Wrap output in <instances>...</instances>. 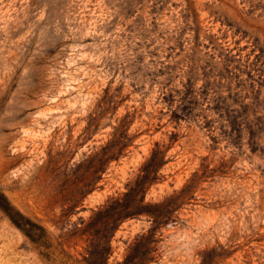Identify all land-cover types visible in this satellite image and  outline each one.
<instances>
[{
  "label": "rangeland",
  "instance_id": "obj_1",
  "mask_svg": "<svg viewBox=\"0 0 264 264\" xmlns=\"http://www.w3.org/2000/svg\"><path fill=\"white\" fill-rule=\"evenodd\" d=\"M0 264H264V0H0Z\"/></svg>",
  "mask_w": 264,
  "mask_h": 264
},
{
  "label": "trees",
  "instance_id": "obj_2",
  "mask_svg": "<svg viewBox=\"0 0 264 264\" xmlns=\"http://www.w3.org/2000/svg\"><path fill=\"white\" fill-rule=\"evenodd\" d=\"M1 209H2L5 213H7V214L11 217V219H13L12 216L10 215L11 212H12V209L10 208V206L2 207ZM20 217H21V216H20ZM22 219H23V218H22ZM25 221H27V220H25Z\"/></svg>",
  "mask_w": 264,
  "mask_h": 264
}]
</instances>
